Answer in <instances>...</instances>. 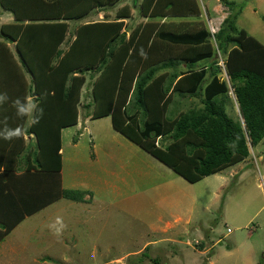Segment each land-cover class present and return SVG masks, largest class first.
<instances>
[{
  "label": "trees",
  "instance_id": "obj_1",
  "mask_svg": "<svg viewBox=\"0 0 264 264\" xmlns=\"http://www.w3.org/2000/svg\"><path fill=\"white\" fill-rule=\"evenodd\" d=\"M118 1L0 0L15 17L1 25L0 93L9 100L0 105V120L7 117L9 127L24 129L19 139L0 138V239L26 216L61 198L93 199L91 191L65 188L55 177L63 168L62 130L78 123L90 71L93 99L85 106L92 108V118L111 116L115 130L190 182L241 162L264 138V43L238 25L243 4L223 0L229 12L217 31L204 24L198 0L137 2L143 15L157 20L191 17L181 30L171 28L175 22L169 20L162 26L152 21L142 29L135 26L128 37L122 32L131 17L128 5L119 7L114 19L78 22L100 12L110 17ZM69 21L77 24L68 38ZM176 94L199 102L176 106ZM28 96L43 116L26 126L29 117H17L12 101ZM172 103L176 108L170 111ZM25 133L35 143H27ZM9 182L16 183V190L3 192Z\"/></svg>",
  "mask_w": 264,
  "mask_h": 264
},
{
  "label": "rangeland",
  "instance_id": "obj_2",
  "mask_svg": "<svg viewBox=\"0 0 264 264\" xmlns=\"http://www.w3.org/2000/svg\"><path fill=\"white\" fill-rule=\"evenodd\" d=\"M198 1L204 24L217 31L229 8L223 0ZM230 1L243 4L238 25L264 43V0ZM123 5L131 8L122 29L128 37L139 24L142 29L147 22L162 26L168 21L143 15L140 4L134 7L132 0H119L109 9L110 17L100 12L78 22L114 19ZM171 19L175 22L171 28L181 30L191 17ZM69 23L68 38L77 21ZM66 46L67 41L62 47ZM90 72L78 123L62 130L63 168L55 177L65 188L91 191L93 199L61 198L26 216L0 239V264H156L154 260L159 264H264V138L250 146V156L241 162L190 182L115 130L111 116L92 118V108L85 106L93 99ZM26 77L31 82V74ZM233 90L231 86L229 95L239 112ZM174 98L176 106L194 107L199 102L196 97L185 100L176 94ZM174 103L170 111L176 108ZM30 121L29 117L26 126ZM32 136L25 133L27 143H35ZM6 188L12 193L16 183L9 182L3 192ZM58 217L64 227L57 234L50 225ZM187 235L191 245L184 238ZM199 235L202 249L193 244ZM153 240L148 257L141 260Z\"/></svg>",
  "mask_w": 264,
  "mask_h": 264
},
{
  "label": "clouds",
  "instance_id": "obj_3",
  "mask_svg": "<svg viewBox=\"0 0 264 264\" xmlns=\"http://www.w3.org/2000/svg\"><path fill=\"white\" fill-rule=\"evenodd\" d=\"M211 30L213 29L211 28ZM224 73L225 76L228 77L226 70H224ZM8 100L9 97L7 93H0V105L5 104ZM12 106L16 109L17 117H30L32 124L38 123L40 118L43 116V109L37 105V103L34 101V98L31 96L25 97L23 100L16 98L14 101H12ZM0 125H2V127H0V138H3L4 140L19 139L24 135V129L21 126H16L14 128L8 126L7 117H5L3 120H0ZM57 225H59V227H57ZM50 227L54 228L55 232L58 234L64 227V224L58 217L56 221L50 225ZM229 229L231 230V228H227L228 233Z\"/></svg>",
  "mask_w": 264,
  "mask_h": 264
},
{
  "label": "crops",
  "instance_id": "obj_4",
  "mask_svg": "<svg viewBox=\"0 0 264 264\" xmlns=\"http://www.w3.org/2000/svg\"><path fill=\"white\" fill-rule=\"evenodd\" d=\"M170 19V18H169ZM169 19H167V20H169ZM13 20H15V17H14V15H13V13H12V11H10V10H7V9H4L1 5H0V32H1V25L2 24H4V23H7V22H11V21H13ZM172 19H170V21H171ZM164 21V20H163ZM171 27V26H170ZM184 237V236H183ZM186 237H188V235L187 236H185L184 238H185V240H186ZM180 241H182V240H180ZM155 240H153V241H151V243H149L148 245H151V244H155ZM183 242V241H182ZM186 242L188 243L189 242V240H186ZM147 245V246H148ZM151 247V246H150Z\"/></svg>",
  "mask_w": 264,
  "mask_h": 264
},
{
  "label": "built area",
  "instance_id": "obj_5",
  "mask_svg": "<svg viewBox=\"0 0 264 264\" xmlns=\"http://www.w3.org/2000/svg\"><path fill=\"white\" fill-rule=\"evenodd\" d=\"M220 64L222 65L223 70H226L223 59L220 60ZM229 231H230V229H229Z\"/></svg>",
  "mask_w": 264,
  "mask_h": 264
},
{
  "label": "water",
  "instance_id": "obj_6",
  "mask_svg": "<svg viewBox=\"0 0 264 264\" xmlns=\"http://www.w3.org/2000/svg\"><path fill=\"white\" fill-rule=\"evenodd\" d=\"M133 1V5H134V7H136L137 6V2L139 1V0H132Z\"/></svg>",
  "mask_w": 264,
  "mask_h": 264
}]
</instances>
